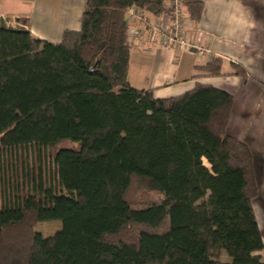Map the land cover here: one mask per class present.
Here are the masks:
<instances>
[{
  "label": "trees",
  "instance_id": "trees-1",
  "mask_svg": "<svg viewBox=\"0 0 264 264\" xmlns=\"http://www.w3.org/2000/svg\"><path fill=\"white\" fill-rule=\"evenodd\" d=\"M165 3L87 0L60 43L0 17V264H264L253 154L227 133L233 95L129 82L128 11L148 22ZM204 5L184 1L195 23ZM48 221L61 230L36 238Z\"/></svg>",
  "mask_w": 264,
  "mask_h": 264
},
{
  "label": "crops",
  "instance_id": "crops-1",
  "mask_svg": "<svg viewBox=\"0 0 264 264\" xmlns=\"http://www.w3.org/2000/svg\"><path fill=\"white\" fill-rule=\"evenodd\" d=\"M201 20L185 11V32L204 51L162 49L150 41V25L130 20V30L142 29V43H132L128 78L138 89L157 98L175 97L200 84L233 95L227 133L243 141L253 158L259 195L253 206L264 239V0H203ZM87 0H0V17L8 26L25 27L35 38L60 43L67 30L82 28ZM160 18V17H159ZM157 17L149 16V21ZM129 30V31H130ZM152 48L151 51H146ZM223 60L222 75L205 76L196 66ZM241 66L247 79L235 73ZM262 257L264 249L255 253Z\"/></svg>",
  "mask_w": 264,
  "mask_h": 264
},
{
  "label": "built area",
  "instance_id": "built-area-1",
  "mask_svg": "<svg viewBox=\"0 0 264 264\" xmlns=\"http://www.w3.org/2000/svg\"><path fill=\"white\" fill-rule=\"evenodd\" d=\"M184 1L166 0L167 12L160 18L157 17L158 19L147 22L150 25V33L153 35L149 39L162 49L177 48L180 50H196L202 53L204 49L200 42L189 39L186 35ZM128 18L146 22L144 13L137 8L129 9ZM144 35V30L132 29L129 31V40L131 43H142ZM151 49L147 48L146 51H151Z\"/></svg>",
  "mask_w": 264,
  "mask_h": 264
},
{
  "label": "rangeland",
  "instance_id": "rangeland-1",
  "mask_svg": "<svg viewBox=\"0 0 264 264\" xmlns=\"http://www.w3.org/2000/svg\"><path fill=\"white\" fill-rule=\"evenodd\" d=\"M205 163L209 165V163L205 160ZM133 197H137L138 194L135 195L132 194ZM154 196V195H152ZM62 228V223L61 221H48V222H41L40 224L37 225L35 228V236L37 238V235L40 237L46 238L55 235L58 231H60Z\"/></svg>",
  "mask_w": 264,
  "mask_h": 264
}]
</instances>
